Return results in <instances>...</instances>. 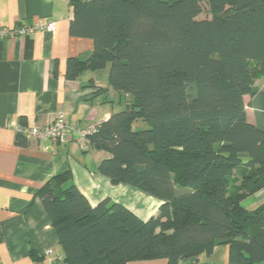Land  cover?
Instances as JSON below:
<instances>
[{"label":"trees","instance_id":"obj_1","mask_svg":"<svg viewBox=\"0 0 264 264\" xmlns=\"http://www.w3.org/2000/svg\"><path fill=\"white\" fill-rule=\"evenodd\" d=\"M201 1H71L69 34L93 50L67 60L66 79L107 68L129 97L87 138L108 154L97 172L162 204L142 221L108 198L92 207L69 171L54 176L36 196L61 264H181L218 245L228 264L264 262V0H205L210 18L198 20ZM15 142L26 145L19 132Z\"/></svg>","mask_w":264,"mask_h":264},{"label":"crops","instance_id":"obj_2","mask_svg":"<svg viewBox=\"0 0 264 264\" xmlns=\"http://www.w3.org/2000/svg\"><path fill=\"white\" fill-rule=\"evenodd\" d=\"M71 1L0 0V27L14 30L50 20L56 23L52 34L36 31L0 38V264L62 263L63 249L36 193L63 172L71 173L74 185L92 207L108 198L147 221L162 204L132 187L112 185L100 175L97 165L108 157L104 151L84 149L73 138L65 144L25 139L26 145L18 146L15 142L18 128L46 126L58 113L76 129L96 127L129 99L110 89L107 68L66 79L67 60H86L93 50L92 40L69 34ZM245 203L248 210L258 206L253 197ZM188 263L228 264V247L218 245L209 257L200 254L181 262ZM127 264L167 263L155 259Z\"/></svg>","mask_w":264,"mask_h":264},{"label":"built area","instance_id":"obj_3","mask_svg":"<svg viewBox=\"0 0 264 264\" xmlns=\"http://www.w3.org/2000/svg\"><path fill=\"white\" fill-rule=\"evenodd\" d=\"M36 31H44L54 33L56 31V23L47 21L45 24H34L31 26H18L14 30L0 27V38H8L14 36H24L33 34ZM96 127L88 126L85 130L76 129L70 124L66 116L58 113L52 121L43 127L33 126L27 129L18 128L25 139L32 140L38 143H61L65 144L70 138L75 139L84 149L88 148V136L95 131ZM44 149H47L44 147ZM264 200V198H263ZM52 251L48 250L47 255H51Z\"/></svg>","mask_w":264,"mask_h":264},{"label":"rangeland","instance_id":"obj_4","mask_svg":"<svg viewBox=\"0 0 264 264\" xmlns=\"http://www.w3.org/2000/svg\"><path fill=\"white\" fill-rule=\"evenodd\" d=\"M201 8H202V12L197 16V19L198 20H202V19H209L210 18V15L208 13V8H207V4H206V1L205 0H202L201 1ZM253 83L258 87V88H263V81L260 77H257V78H253ZM249 102V98L247 96L244 97V103L245 105H247V103ZM122 106H124V102H122ZM123 108V107H122ZM121 108V109H122ZM246 114H247V117L249 118V120L253 121L254 120V111L246 106ZM147 126L146 124H144L143 122L141 121H137L133 124V128L134 129H138V130H141V129H145ZM236 172H234L233 175H231V178L235 177L236 178ZM246 201H244L242 204L243 206H247V204L245 203Z\"/></svg>","mask_w":264,"mask_h":264}]
</instances>
